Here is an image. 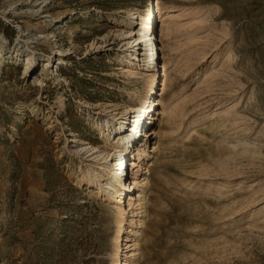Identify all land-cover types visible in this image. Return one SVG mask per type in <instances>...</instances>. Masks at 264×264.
<instances>
[{
  "label": "rangeland",
  "instance_id": "obj_1",
  "mask_svg": "<svg viewBox=\"0 0 264 264\" xmlns=\"http://www.w3.org/2000/svg\"><path fill=\"white\" fill-rule=\"evenodd\" d=\"M152 2L177 12L162 26L160 81L116 59L121 21L148 0H46L33 15L35 0H0L4 52L17 24L32 38L0 64V264H112L111 207L67 140L101 146L89 115L118 117L153 87L160 137L132 139L121 160L131 178L133 149L157 147L137 264H264V211L253 212L264 205V0ZM57 48L62 81L52 72L33 87L40 69L22 73L25 54L56 65Z\"/></svg>",
  "mask_w": 264,
  "mask_h": 264
},
{
  "label": "bare ground",
  "instance_id": "obj_2",
  "mask_svg": "<svg viewBox=\"0 0 264 264\" xmlns=\"http://www.w3.org/2000/svg\"><path fill=\"white\" fill-rule=\"evenodd\" d=\"M45 2L46 0H35V3H32L33 5L29 6L28 10L32 15L37 14L45 6ZM161 8L157 7V13H154L153 2L148 0L146 8L143 7L140 11H137V9L134 12L129 11L131 21H121V26L126 30L116 35L121 41L117 61L129 74L133 72L145 74L146 80L160 81V68L164 73L165 65L163 63L158 65V59H160L158 56L159 44L162 43L164 37V18H170L174 13H177L172 12L168 7ZM16 29L17 37L13 52H4L3 44L6 43V38L0 32V64L4 62L8 54L14 53L15 57L19 58L20 51H23L24 47L28 48V40L32 38L24 33L25 30L20 24L16 25ZM65 55L67 54L64 50H58L57 48L56 65H54L55 63L51 64L50 58L47 57L42 60L34 57L33 51L28 50L25 54L22 73L30 75L33 72L34 65L38 66L40 73L33 77L31 85L43 89L46 86L47 76L51 75L52 72L57 74L58 67L63 63ZM200 73L199 71L197 74ZM198 76L195 79H199ZM54 80L58 84L62 81L58 74ZM158 85L159 83H157ZM151 88L152 85L149 89ZM154 88L148 91L146 96L139 100L137 104L127 107L118 117L115 113L109 112H105L103 115H89L98 131L99 139L102 140L103 144L101 146H93L89 142L82 141L75 134L67 140V142L72 143L71 146L67 145L69 153L76 154L80 159H88L93 162L92 165L88 164L85 172L80 169L83 174L82 179L88 186L93 184L96 195L111 207V214L115 223V234L112 238V264H137L140 256L138 242L148 214L146 194L148 192L150 163L157 154V147L155 145L148 146V140H145V148L139 149L137 147V149H133L131 166L135 170H133L131 178L117 176V172L124 166L120 156L124 153L128 157L130 151H132L129 147L132 139L135 141L136 137L140 140L158 135V132H156L158 117H155L154 109L156 104L154 105L155 101L151 99L152 95L155 94ZM57 104L60 107L63 105L61 96L57 98ZM164 109L158 112V116H166ZM151 110L152 113H150ZM127 124L129 136L120 131ZM152 125L153 127H151ZM125 128L124 130H126ZM244 152L245 150H241L235 155H242ZM262 210L264 211V205L253 212L258 214ZM126 225H128L127 228L131 229L129 233L133 238L131 244L126 246L127 249L124 251L122 247L123 236L128 232Z\"/></svg>",
  "mask_w": 264,
  "mask_h": 264
},
{
  "label": "built area",
  "instance_id": "obj_3",
  "mask_svg": "<svg viewBox=\"0 0 264 264\" xmlns=\"http://www.w3.org/2000/svg\"><path fill=\"white\" fill-rule=\"evenodd\" d=\"M121 156H123V157L121 158L122 160H123V159H125V160H126V158H127V157L125 156V154H124V155H121ZM125 160H124V161H125ZM118 172H120V173H118ZM118 172H117V176H120V175H122V174H121V173H122V169H121V170H119Z\"/></svg>",
  "mask_w": 264,
  "mask_h": 264
}]
</instances>
